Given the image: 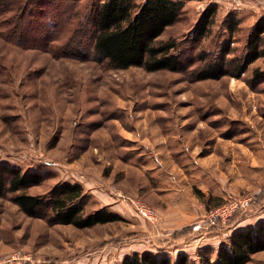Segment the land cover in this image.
I'll return each mask as SVG.
<instances>
[{
    "label": "rangeland",
    "instance_id": "obj_1",
    "mask_svg": "<svg viewBox=\"0 0 264 264\" xmlns=\"http://www.w3.org/2000/svg\"><path fill=\"white\" fill-rule=\"evenodd\" d=\"M96 1L67 0L74 22L91 23ZM213 5L212 31L196 41L195 26ZM260 17L264 0H184L158 39L176 41L185 60L177 71L60 57L0 34V161L45 171L30 193L80 182L88 210L122 216L77 228L0 197V264H121L145 252L186 253L199 264L206 249L215 260L232 233L264 222V78L254 72H264V57L242 74L197 78L200 53L210 60L230 43V57L243 54ZM246 195L250 203L229 219L208 220L217 202ZM142 204L156 208V220L139 213ZM246 264H264V250Z\"/></svg>",
    "mask_w": 264,
    "mask_h": 264
},
{
    "label": "trees",
    "instance_id": "obj_2",
    "mask_svg": "<svg viewBox=\"0 0 264 264\" xmlns=\"http://www.w3.org/2000/svg\"><path fill=\"white\" fill-rule=\"evenodd\" d=\"M66 2L19 0L16 6H12L15 3L0 0V34L11 40L16 37L18 44L27 47L54 48L60 57L94 58L119 69L141 66L148 71H177L183 66L185 60L176 52V41L158 39L168 26L177 22L184 0H98L87 26L74 22V14L68 11ZM9 12H14L11 18ZM216 14L214 5L203 11L194 29L196 41L211 33ZM232 52L230 43H227L222 44L213 59L208 60V55L200 53L205 64L197 78L218 79L231 72L242 74L258 58L264 57V17L258 18L250 30L244 53L230 57ZM254 72L258 78H264L261 70L255 69ZM46 176L41 169L0 161V197H8L28 216L77 228L122 219L119 213L108 207L88 210L87 202L91 196L80 182L58 183L47 195L30 193L29 189L43 183ZM220 204L217 202L214 206ZM209 250L201 254L199 264H246L254 253L264 250V222L236 230L227 243L219 246L215 260ZM121 264L198 263L186 253L174 258L166 253L158 256L145 252L129 255Z\"/></svg>",
    "mask_w": 264,
    "mask_h": 264
},
{
    "label": "built area",
    "instance_id": "obj_3",
    "mask_svg": "<svg viewBox=\"0 0 264 264\" xmlns=\"http://www.w3.org/2000/svg\"><path fill=\"white\" fill-rule=\"evenodd\" d=\"M252 198L253 197L251 195H246L239 198H232L227 202H223L209 210L208 220L211 222V224L227 220L232 217L237 210L246 207ZM138 211L143 217L151 221L157 219L155 209L149 205H140Z\"/></svg>",
    "mask_w": 264,
    "mask_h": 264
},
{
    "label": "crops",
    "instance_id": "obj_4",
    "mask_svg": "<svg viewBox=\"0 0 264 264\" xmlns=\"http://www.w3.org/2000/svg\"><path fill=\"white\" fill-rule=\"evenodd\" d=\"M156 210V208H154ZM158 213V211H156ZM233 234V233H232Z\"/></svg>",
    "mask_w": 264,
    "mask_h": 264
}]
</instances>
